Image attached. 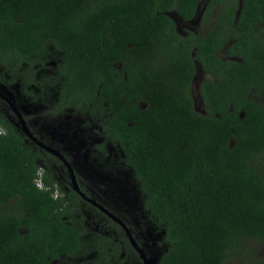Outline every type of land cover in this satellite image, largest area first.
<instances>
[{
    "label": "trees",
    "instance_id": "trees-1",
    "mask_svg": "<svg viewBox=\"0 0 264 264\" xmlns=\"http://www.w3.org/2000/svg\"><path fill=\"white\" fill-rule=\"evenodd\" d=\"M199 12L206 32L176 31L174 19L189 22ZM54 53L62 83L52 103L36 72ZM199 68L206 115L195 110L191 92ZM0 79L21 85L45 127L42 101L55 115L75 103L89 106L80 131L119 147V168L138 184L116 191L135 205L131 216L139 207L142 223L133 218L132 227L122 210L82 183L61 152L83 193L120 217L149 257L156 254L147 248L152 238L143 221L166 226L158 264L248 257L262 264L251 246L264 248V0H0ZM35 88L40 99H31ZM100 104L107 118L88 123ZM0 125V264L77 256L82 235L69 216L83 202L100 211L72 189L61 161L1 115ZM94 150L107 157L99 144ZM41 163L50 168L46 189L35 183ZM65 184L67 204L52 197ZM101 215L111 228L94 241L96 264H120L121 242L132 248L123 229Z\"/></svg>",
    "mask_w": 264,
    "mask_h": 264
},
{
    "label": "rangeland",
    "instance_id": "rangeland-1",
    "mask_svg": "<svg viewBox=\"0 0 264 264\" xmlns=\"http://www.w3.org/2000/svg\"><path fill=\"white\" fill-rule=\"evenodd\" d=\"M196 31H202L200 29L201 27L198 25H190L189 27H186V29H190ZM222 55L224 57L227 56L225 53V50H223ZM49 61H48V67L46 69H43L39 75L38 79H41L40 81L43 82V84L47 87V90L50 94L51 102H56L59 96V91L62 83V78L57 74L56 72V65H57V57L56 54L49 55ZM200 74V73H199ZM201 79V75H196V82H198ZM45 92H43V96H45ZM23 93H15L14 97L17 101L22 103L24 101ZM39 99V95H34L31 97V99ZM31 107L32 104H30ZM44 107V113L43 117L47 121V127H45L44 134L49 135L50 132L53 133L54 136V142L57 146L63 148V150L68 153L71 156V159L75 165L78 166L79 173L81 177L83 178L82 183L86 186H92L94 185H101L96 187V190L102 189L103 195H105L106 200L117 207L118 209L122 210L120 213L116 208V210L119 212V214L124 218L127 219L128 223L132 226L130 222L134 221L133 217L136 219L138 223H142L139 219V215L137 212L141 211L138 207L137 211L132 208L133 210V217L131 214L128 213L129 206V199L127 195L122 193L121 191H116L122 185V188H126L125 185H132L136 186L138 184L137 179L134 176L133 172H130L128 170L127 173H125L123 170H121L116 162L115 156L120 153L119 147H117L111 139L104 137L100 134H97L93 130H86V131H80V124H82L85 121L84 115L88 109L89 106L85 103L78 104L75 103L72 105L70 109L65 111L63 114L55 115L52 113V108L48 104L42 103ZM23 110L31 109L29 106L23 104ZM107 118V114L105 111V108L103 105H96V107H93L90 109V114L88 117V123H94L99 124L103 122ZM47 138V137H46ZM48 139V138H47ZM51 141V139H49ZM57 141V142H56ZM60 142V143H58ZM102 146L105 151L107 152V157L104 156V152L102 150H94L95 145ZM73 149V150H72ZM72 150V152H71ZM113 160V161H111ZM107 183L108 185H104V183ZM59 185H62L60 181H58ZM66 184L64 188H66ZM129 189L127 188L125 191L129 193ZM69 193V191H68ZM131 207H135L134 204H132ZM78 208H83V205H78ZM142 212V211H141ZM74 219L76 220V227L83 231L86 235L84 237L85 241L87 239H92L96 235V231H91L90 227L88 226V223L85 221V219L82 217L81 213H77L74 215ZM72 219V220H74ZM92 219L96 222L97 225H99L100 221H103L104 223H107V221L103 218L102 215L94 213L92 215ZM144 222V227L147 228L146 230L149 233V237L152 238L151 243H148L150 245L149 250L152 253H155L156 255H152L151 257H159L160 254H162L165 249L166 245L164 244V234L166 232V226L162 225L157 226L155 224H149L146 221ZM95 227V226H94ZM133 227V226H132ZM97 236L94 238V241L96 240ZM158 242L160 246L158 245ZM95 243V242H94ZM153 249L155 251H153ZM128 252L126 257V264H141V261L139 258H136L131 251L127 250ZM251 252L255 254L257 259H260V263L264 264V248H259L255 245L251 246ZM246 253V251H245ZM249 254V253H248ZM96 256V252L89 255V257L94 258ZM245 257V255H244ZM87 259V257H86ZM74 260L77 264L80 263V261H84L85 258H68V257H62L59 260V264H74L72 261ZM120 260V258H119ZM252 264L251 258H233L231 259V264ZM113 264V263H112ZM121 264V261H120Z\"/></svg>",
    "mask_w": 264,
    "mask_h": 264
},
{
    "label": "flooded vegetation",
    "instance_id": "flooded-vegetation-1",
    "mask_svg": "<svg viewBox=\"0 0 264 264\" xmlns=\"http://www.w3.org/2000/svg\"><path fill=\"white\" fill-rule=\"evenodd\" d=\"M201 12H199L198 16L194 19V20H191L189 22H186L182 19H174L175 21V24H176V31L181 33V34H186L187 31H192L194 33H198V31H196V29L194 30H191L190 29H186V27H189L190 25H198L200 26L203 30V32H206V26L204 24H201ZM202 31H200L201 33ZM226 50V48H224ZM223 49V50H224ZM223 50L221 52H223ZM226 54H228V51H225ZM43 57V56H42ZM41 58V57H40ZM45 60V59H44ZM48 67V63H45L43 67L41 66H37V72H36V80H41V79H38V75L39 73L43 70V69H46ZM198 68V67H197ZM200 73V74H199ZM197 75H201V79L196 82V76L194 77L193 79V83H192V87H191V92H192V97H193V100H194V108L195 110L202 114V115H206V110H205V103H204V99L203 97L201 96L200 92H199V85H200V82L203 81L204 79H206V76H205V73L203 72V70L201 68H199L198 70V74ZM9 77V76H8ZM32 91V89L30 88L28 91ZM33 91H36L34 92V94L36 93V95H40L41 94V90L39 88H35ZM14 92L16 93H23V97H24V101L22 103H20L19 101H17L14 97ZM40 99V98H39ZM13 102L14 105L16 106L17 110L20 112V114L22 115V117L24 118L25 122H26V125L28 127V129L30 130V132L32 133V135L34 136V138H36L37 140H39L43 145L45 146H48L49 148L59 152L65 159L66 161L71 165V163L69 162V160L66 158V156L61 152L63 151V148L59 147L56 145V143L54 142V136H53V133L50 132L49 135H45L44 134V128H45V123H44V120L42 119V116L39 115V119L36 118V114H34V112H36L33 107H31L30 105V101H29V95L26 93H24V91L21 89V85L20 84H11V85H8L7 82L5 80H1L0 79V115L3 116L9 123H11L13 126H15L17 129H19L21 131V133L27 138V142L28 143H34V141L29 138L22 130V126L20 125V122H19V117L18 115L15 113V111L13 110V108L11 107L10 103ZM43 103V101H42ZM41 103V104H42ZM23 104L29 106V108H32L31 109H27L28 111H26V109H22L23 108ZM33 116V117H32ZM26 117L29 118V122L26 120ZM31 122V123H30ZM31 126L34 128V130H31ZM48 139H47V138ZM51 139V141L49 140ZM54 140V141H53ZM57 142V141H56ZM60 143V142H58ZM114 143V142H113ZM115 144V143H114ZM36 145V144H35ZM116 145V144H115ZM37 146V145H36ZM117 146V145H116ZM39 149L49 153L50 155L54 156L56 159H58L59 161L62 162V164L65 166L64 162L59 159L58 157H56L54 154L46 151L45 149H43L42 147H39L37 146ZM118 147V146H117ZM73 150V149H72ZM71 150V152H72ZM70 156V155H69ZM71 157V156H70ZM41 168H43V170L45 171V175H47V173L49 172L50 168L46 165V164H42L41 163ZM55 168H58V165L56 164ZM67 168V167H66ZM68 169V168H67ZM76 170L77 172L79 173V170H78V166L76 167ZM80 174V173H79ZM81 177V175H80ZM55 178H58L55 176ZM82 178V177H81ZM83 179V178H82ZM56 187H59L56 184H54ZM104 185H108L106 182L104 183ZM99 186V188H101L100 186L101 185H97ZM96 185H94V189L93 192L98 195V194H103V191L102 189H98L96 190ZM109 186V185H108ZM50 188V187H49ZM98 188V187H97ZM59 192V191H58ZM68 195V194H67ZM67 195L65 196V199L67 198ZM86 203H88L89 205H91L92 207H94L95 209H97L98 211H100V213L98 212H95L94 210H92L91 207H88L86 206L85 204L81 203V205H83V208L81 209H77L76 211L73 212V214H71V216H69L71 219H74V215L77 214V213H81L82 214V217L85 219V221L88 223V226L90 227V230L91 231H96V235L95 237L98 235V233H107L108 229L111 228V225L109 223V221L104 218L107 223H104L103 221H100V222H97L99 223V225L96 224V222L92 219V215L94 213L96 214H99L101 215V213L105 216L106 214H104L100 209H98L95 205H93L92 203H90L89 201L85 200L82 196H80ZM100 197V196H99ZM89 199H92L89 197ZM88 199V200H89ZM94 200V199H92ZM107 201V200H106ZM68 203V200H65V204ZM97 203V202H96ZM99 204V203H97ZM101 205V204H99ZM103 206V205H101ZM104 207V206H103ZM106 208V207H104ZM108 210V209H107ZM120 212V211H119ZM121 213V212H120ZM114 214V213H113ZM107 216V215H106ZM117 216V215H116ZM110 220H112V222L116 223L113 219H111L109 216H107ZM118 217V216H117ZM133 217V216H132ZM120 218V217H119ZM134 218V217H133ZM121 219V218H120ZM122 220V219H121ZM123 221V220H122ZM124 222V221H123ZM125 223V222H124ZM138 223V222H137ZM117 225H119L118 223H116ZM126 224V223H125ZM140 223H138L139 225ZM127 225V224H126ZM95 226V227H94ZM120 226V225H119ZM74 227L81 233L82 235V250L80 251V253L77 255V256H74L72 257L73 259H78V258H85L84 261H80L79 264H96V260L98 258V245L94 243V238L93 237L92 239H87L85 241L84 237H85V233L83 231H81L80 229H78L76 227V220L74 219ZM121 227V226H120ZM127 227L129 228V230L131 231L130 227L127 225ZM100 228V229H99ZM122 228V227H121ZM96 229V230H95ZM123 229V228H122ZM100 230V232H99ZM113 233H116L115 230H113ZM124 231V229H123ZM125 232V231H124ZM133 237H134V233L131 231ZM117 235V234H116ZM125 235H126V232H125ZM128 241H129V238L128 236L126 235L125 236ZM134 239L136 240L137 242V239L136 237H134ZM121 241V240H120ZM138 243V242H137ZM129 244L132 248V251L131 253L136 257V258H139L140 261H141V264H144L142 259L140 258L139 254L137 253V251L133 248V246L131 245L130 241H129ZM139 245V244H138ZM125 246L126 244L123 242H121L120 244V248L123 250L122 253L120 254V261H121V264H126L125 260H126V257H127V251H125ZM147 248L149 249L150 248V245L147 246ZM109 249V247L107 248ZM96 252V256L94 258H90L89 255ZM62 257H65V256H61V257H58L57 259H54L53 262L51 264H59V260L60 258ZM87 257V259H86ZM70 258V257H68ZM74 262V264H77L74 260H72Z\"/></svg>",
    "mask_w": 264,
    "mask_h": 264
},
{
    "label": "water",
    "instance_id": "water-1",
    "mask_svg": "<svg viewBox=\"0 0 264 264\" xmlns=\"http://www.w3.org/2000/svg\"><path fill=\"white\" fill-rule=\"evenodd\" d=\"M10 105H11V107L13 108V110L15 111V113L19 117V122H20V125L22 126L23 132L29 138H31L37 146L42 147L46 151L54 154L56 157H58L59 159H61L64 162V164L68 168V171H69V174H70L71 184H72L73 190L75 192H77L80 196H82L85 200H87L90 203H92L93 205H95L104 214H106L107 216H109L111 219H113L116 223H118L124 229V231L126 232V235L129 238V241H130L131 245L137 251V253L139 254V256L142 259V261H143L144 264H158L159 263V259L157 257H148L147 256V254L145 253L144 249H142L138 245V243L136 242V240L134 239V237H133L131 231L129 230V228L127 227V225L119 217H117L115 214H113L112 212H110L109 210H107L106 208H104L103 206L97 204L95 201L90 200V199L88 200V198L83 194V192L80 189V186L78 184L77 177L75 175V171H74L73 167L66 161V159L59 152H57V151L49 148L48 146L43 145L39 140H37L36 138H34V136L32 135V133L28 129L24 118L22 117V115L20 114V112L17 110V108L14 105V103L11 102Z\"/></svg>",
    "mask_w": 264,
    "mask_h": 264
},
{
    "label": "clouds",
    "instance_id": "clouds-1",
    "mask_svg": "<svg viewBox=\"0 0 264 264\" xmlns=\"http://www.w3.org/2000/svg\"><path fill=\"white\" fill-rule=\"evenodd\" d=\"M72 166V165H71ZM74 169V168H73ZM74 171H75V169H74ZM69 172V171H68ZM75 175H76V177H77V174H76V171H75ZM44 176H45V171L43 170V168H39V170H38V174H37V177H36V179H35V183H37L38 184V186L40 187V189H46L45 188V184H44ZM69 176H70V174H69ZM55 180L57 181V185L58 186H62V185H59V183H58V181H60V179L59 178H55ZM70 180H71V178H70ZM83 180V179H82ZM77 181H78V178H77ZM61 182V181H60ZM78 184H79V181H78ZM72 185V184H71ZM79 186H80V184H79ZM88 187H91V188H93L92 186H88ZM63 188V193L61 194L60 192H58V190L56 189V193L52 196L55 200H58V199H62V200H65V196L68 194V191H69V189L66 187V188H64V187H62ZM73 189V188H72ZM80 189H81V187H80ZM82 191V190H81ZM83 192V191H82ZM84 195H85V193H83ZM102 196V197H105V195H103V194H98V196ZM86 196V195H85ZM88 199H89V197L88 196H86ZM90 200H92V199H90ZM93 201H95V200H93ZM96 202V201H95ZM148 256V255H147ZM149 257V256H148ZM151 257V256H150Z\"/></svg>",
    "mask_w": 264,
    "mask_h": 264
},
{
    "label": "built area",
    "instance_id": "built-area-1",
    "mask_svg": "<svg viewBox=\"0 0 264 264\" xmlns=\"http://www.w3.org/2000/svg\"><path fill=\"white\" fill-rule=\"evenodd\" d=\"M2 132H3V131H2V128H1V125H0V134H2Z\"/></svg>",
    "mask_w": 264,
    "mask_h": 264
}]
</instances>
